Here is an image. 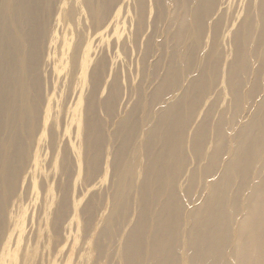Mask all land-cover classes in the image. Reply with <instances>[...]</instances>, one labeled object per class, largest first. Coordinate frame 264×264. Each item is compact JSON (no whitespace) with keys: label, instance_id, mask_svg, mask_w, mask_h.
<instances>
[{"label":"bare ground","instance_id":"1","mask_svg":"<svg viewBox=\"0 0 264 264\" xmlns=\"http://www.w3.org/2000/svg\"><path fill=\"white\" fill-rule=\"evenodd\" d=\"M15 254L264 264V0H0Z\"/></svg>","mask_w":264,"mask_h":264},{"label":"rangeland","instance_id":"2","mask_svg":"<svg viewBox=\"0 0 264 264\" xmlns=\"http://www.w3.org/2000/svg\"><path fill=\"white\" fill-rule=\"evenodd\" d=\"M44 147L43 146H41V148L38 150V154H40L41 153V150L43 149ZM43 152H44V149H43ZM30 171V169H27V172H29ZM26 175V174H25ZM25 175H24V177L23 178H25ZM29 175V174H28ZM26 177H28V176H26ZM31 198H29L28 197V199L26 200V202H25V207H27V212L28 213H30L31 211H32V206L31 205H29L30 203H31ZM31 209V210H30ZM15 237H16V235H15ZM14 237V238H15ZM3 243H1V245H2ZM14 250H16L15 249V247L13 248V251ZM8 264H18V262H17V257H16V254H15V260H14V262H8Z\"/></svg>","mask_w":264,"mask_h":264}]
</instances>
